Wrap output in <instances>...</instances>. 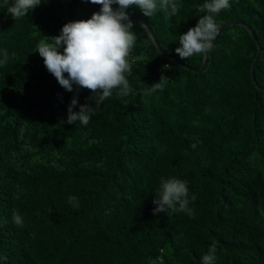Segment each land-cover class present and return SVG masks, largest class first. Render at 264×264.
Masks as SVG:
<instances>
[{
	"label": "trees",
	"instance_id": "obj_1",
	"mask_svg": "<svg viewBox=\"0 0 264 264\" xmlns=\"http://www.w3.org/2000/svg\"><path fill=\"white\" fill-rule=\"evenodd\" d=\"M174 2L172 16L127 10L140 19L125 74L132 92L114 89L86 126L65 122L76 86L63 89L36 53L69 23L62 1L41 0L1 28L0 264H201L213 245L214 264H264V0H230L214 17L219 29L236 24L203 72L188 67L203 68L205 54L182 60L175 49L205 0ZM12 3L0 0V25ZM67 3L73 22L101 7ZM252 32L263 47L256 82ZM161 75L168 82L149 93ZM89 96L80 89L78 105L95 107ZM172 177L187 182L191 216L152 215L161 178Z\"/></svg>",
	"mask_w": 264,
	"mask_h": 264
},
{
	"label": "clouds",
	"instance_id": "obj_2",
	"mask_svg": "<svg viewBox=\"0 0 264 264\" xmlns=\"http://www.w3.org/2000/svg\"><path fill=\"white\" fill-rule=\"evenodd\" d=\"M5 4L8 0H4ZM94 5H100L99 12L92 14L84 21L66 23L56 37L41 39L37 44L36 53L44 61L47 71L52 74L58 84L67 92H73L76 86L77 95L74 96L67 109V124L88 125L91 117L105 100L113 95L126 97L132 88L125 74L130 73V52L136 42V34L127 10L136 6L145 17H152L158 9L168 15H176L179 6L174 0H89ZM41 4V0H13L8 13L13 18L26 16ZM116 6L115 8L113 6ZM230 7V0H205L197 8L200 13L195 27L186 34L178 36L179 47L175 53L183 60L196 54H207L213 47V42L219 34V25L215 16ZM202 14V15H201ZM51 41L49 43L48 41ZM62 49V51H61ZM14 55V54H13ZM9 55L5 50L0 64L7 63ZM168 68L167 65L164 66ZM65 73L67 77H65ZM168 78L161 75L160 81L152 86H146L149 93L162 90ZM86 89L91 96L86 101H93L95 107L89 103L78 105V91ZM79 107V111H74ZM193 149L197 147L194 143ZM152 203L155 206L152 215L164 213L166 215L185 212L189 216V189L187 182L179 178H161L159 188ZM195 195L191 201H195ZM69 204L78 207V198L70 196ZM13 222L22 225V217L13 213ZM215 245L210 246L207 254L201 257V264H214ZM6 259V257H5Z\"/></svg>",
	"mask_w": 264,
	"mask_h": 264
},
{
	"label": "water",
	"instance_id": "obj_3",
	"mask_svg": "<svg viewBox=\"0 0 264 264\" xmlns=\"http://www.w3.org/2000/svg\"><path fill=\"white\" fill-rule=\"evenodd\" d=\"M61 1H62L63 5H64V7H65V12H66V15H67V18H68L69 22H73V18H72V15H71L70 8H69V6H68L67 0H61ZM11 15H12L11 13H7L5 19L2 21V23H1V25H0V30H1V28L3 27V25L5 24V22L9 19V17H10ZM131 21H132L133 24H135V23H137V22H140V19H139V18H134V19L131 20ZM235 24H236V23H227V24L222 25V26L220 27V29H219V34L217 35L216 39H215L214 42H213V47H214L215 44L217 43V41H218V39H219L221 33L223 32V30H224L226 27L231 26V25H235ZM144 25L146 26V24H144ZM252 34H253L254 38L256 39V41H257V43H258V45H259V53H258V56H257V58H256V60H255V62H254L253 68H252V78H253V81L256 82V75H255L256 65H257V63H258V61H259V58H260L261 54H262L263 47H262V45L260 44V42H259L257 36L255 35V33L252 32ZM154 41H155L157 47L159 48V50L161 51V53H162L163 55H166V54L164 53V51L162 50L160 44L158 43V41H157L155 38H154ZM213 47H212V49H213ZM212 49H211V50H212ZM211 50H210L207 54H205V63H204V67H203V68H193V67H188V68L191 69V70H193V71H197V72H203V71H205V70L207 69V66H208L209 53L211 52ZM171 59L174 60V61L176 60L175 57H171ZM262 89H264V87H263Z\"/></svg>",
	"mask_w": 264,
	"mask_h": 264
}]
</instances>
